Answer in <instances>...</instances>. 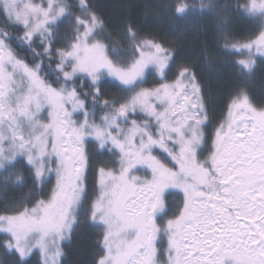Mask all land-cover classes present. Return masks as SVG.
Here are the masks:
<instances>
[{"label":"snow or ice","instance_id":"1","mask_svg":"<svg viewBox=\"0 0 264 264\" xmlns=\"http://www.w3.org/2000/svg\"><path fill=\"white\" fill-rule=\"evenodd\" d=\"M172 7L175 21L216 6ZM235 11L258 26L247 42L225 44L247 53L235 61L246 79L264 57V0H238ZM65 20L71 33L53 52ZM111 37L90 0H0V187L23 188L25 172L31 180L0 211V249L12 264H30L36 253L39 264H62V244L85 212L83 222L102 229L96 264H264V107L237 90L209 147L191 67L180 65L169 80L175 53L139 38L130 21L122 36L130 51L105 43ZM149 78L155 86H145ZM108 84L124 95L102 100ZM89 143L116 159L96 170L97 194L85 209ZM171 190L183 204L161 223Z\"/></svg>","mask_w":264,"mask_h":264},{"label":"trees","instance_id":"2","mask_svg":"<svg viewBox=\"0 0 264 264\" xmlns=\"http://www.w3.org/2000/svg\"><path fill=\"white\" fill-rule=\"evenodd\" d=\"M180 0H90L96 11L105 21L106 30L112 33L110 40L105 43H119L122 51H130L126 42L122 40L125 25L131 22L139 32V38L155 37L162 41L166 47L172 49L176 55V65L168 74L169 79L175 78V73L180 65L187 64L194 71L202 88L205 102L208 106V118L211 126H216L225 118L227 103L232 95L239 89L248 92L254 106L264 107V58L256 56V66L249 78L243 79L235 67V61L244 58L247 53L241 55L225 49L226 42L245 43L252 38L258 26L250 19L236 12L238 0H212L216 6L215 11L200 14L189 12L186 16L172 19L175 8L170 10L169 5H175ZM188 4L199 7L200 0H186ZM205 3L208 0H204ZM243 3V0H239ZM79 14L77 9L74 15ZM71 33L69 21L59 25L54 37L56 48L63 46L66 38ZM37 43L39 41L37 40ZM55 68V64L52 65ZM155 81H150L151 86ZM87 91V87L83 89ZM124 95L119 88L110 84L105 85L101 99H117ZM91 104V97H88ZM97 112L96 119L102 116ZM210 126V127H211ZM94 143L89 148H95ZM96 154L90 157L89 179H95V171L102 163L113 160L109 155H102L94 149ZM100 153V154H99ZM21 167V165H17ZM23 188H15L11 185L4 190L0 187V211L4 207L14 205L21 197L27 194L31 188V180L27 172ZM51 184L44 189L47 193ZM37 198H40L37 196ZM169 207L168 214L173 216L178 213V206L182 207L183 197L174 192L167 197ZM85 212L81 215L82 223L72 233L63 248L62 264H96L102 255L100 229L91 228L84 223ZM4 234L0 233V242H3ZM15 258L6 255L0 249V264H12ZM30 264H39V254L36 253L30 259Z\"/></svg>","mask_w":264,"mask_h":264},{"label":"rangeland","instance_id":"3","mask_svg":"<svg viewBox=\"0 0 264 264\" xmlns=\"http://www.w3.org/2000/svg\"><path fill=\"white\" fill-rule=\"evenodd\" d=\"M34 2L35 3H46V0H34ZM260 57V56H259ZM262 58H264V57H262ZM157 80L159 79V78H156ZM168 79H169V77H168ZM174 79V78H173ZM149 80L150 81H154L152 78H149ZM169 80H172V79H169ZM146 87H152V86H155V84H153V85H151V86H149V85H145ZM204 97V96H203ZM204 101H205V99H204ZM205 105H206V108H207V114H208V106H207V104H206V102H205ZM81 119H83V117L81 116L80 117ZM224 119V118H223ZM219 125V123L216 125V126H211L210 125V122H209V118H208V124H207V135L209 136V140H208V146L210 147L211 146V137H212V135L214 134V132H215V129H216V127ZM211 126V127H210ZM89 144H91V143H89ZM89 144H87L85 147H86V149H87V152H88V155H89V157H91V155H92V153L93 154H96V151L94 150L95 148H96V150L97 151H99L100 152V150H99V148H98V145H96V147L95 148H89ZM100 154V153H99ZM108 155L106 152L105 153H103L102 155ZM208 155V153H207V151H205L204 152V155L201 157V159H203L204 158V156H207ZM116 159V157H113V160H115ZM108 167H117V165H114V164H111V163H109L108 165H107ZM89 170H90V160H89V166H88V168H87V171H86V176H87V180H86V185H87V193H88V195H87V199H86V203H85V209H87V207L91 204V201L95 198V196H96V194H97V184H96V171H95V179H89ZM138 175H141V176H143L144 175V173H143V171H141V172H139V173H137ZM53 183H54V180H53ZM176 193L177 191L176 190H171V194L172 193ZM181 195H182V197H183V194L182 193H180ZM170 195V194H169ZM168 195V196H169ZM167 196V197H168ZM168 202V200L166 199V203ZM82 214H83V212H82ZM81 214V215H82ZM169 218H172V216L171 215H169V214H167L166 216H164L163 217V220L162 221H160L161 223H163V222H165L167 219H169ZM100 231H101V233H102V229H100ZM65 242L66 241H64L63 242V244H62V250H63V248H64V244H65ZM167 248V238L166 237H164L163 238V240H162V242H161V244H160V246H159V249L161 250V251H163L164 249H166ZM102 255H103V253H102ZM167 257H166V253H165V255L162 257V259H166Z\"/></svg>","mask_w":264,"mask_h":264}]
</instances>
